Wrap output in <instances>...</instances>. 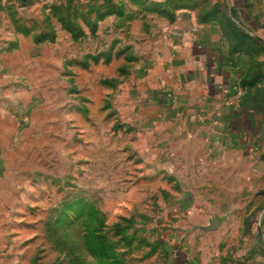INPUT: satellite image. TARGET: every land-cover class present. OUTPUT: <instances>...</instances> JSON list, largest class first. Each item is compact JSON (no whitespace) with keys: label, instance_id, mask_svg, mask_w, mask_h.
I'll list each match as a JSON object with an SVG mask.
<instances>
[{"label":"crops","instance_id":"obj_1","mask_svg":"<svg viewBox=\"0 0 264 264\" xmlns=\"http://www.w3.org/2000/svg\"><path fill=\"white\" fill-rule=\"evenodd\" d=\"M82 2L85 20L73 22L74 35H80L73 39L75 123H82L84 115L98 124L93 120L98 113L108 124L114 114L133 134L130 149L141 173L137 183L149 173L147 181L175 188L182 186L179 177L184 174L191 185L200 181L206 189L219 190L217 198L202 200L200 212L193 207V219L201 223L196 228L219 235L214 250L224 253L221 264H264V244L253 243L259 232L264 234L255 216L248 220L236 205L230 213L210 210L214 204L231 207L235 202L228 197L239 199L243 192L251 196L264 189V48L254 43L264 45V22L257 14L264 7L251 0H225L226 5L212 0L211 6V0ZM236 26L249 36L241 38ZM27 36L17 35L13 42L0 39V69L9 82L30 79L32 42ZM97 54L103 57L95 64ZM79 60L87 64L79 65ZM16 134L15 120L0 113V174L13 172L28 180L32 158L24 153L22 141L14 150ZM90 145L83 160L79 155L88 169L94 163L92 141ZM1 184L0 255L10 241L27 237L28 246L36 237L29 228L42 224L40 216L31 220L30 214L13 208L29 205L30 182L15 183L13 177ZM190 199L185 204H197L198 199ZM242 237L249 241L241 242Z\"/></svg>","mask_w":264,"mask_h":264},{"label":"rangeland","instance_id":"obj_2","mask_svg":"<svg viewBox=\"0 0 264 264\" xmlns=\"http://www.w3.org/2000/svg\"><path fill=\"white\" fill-rule=\"evenodd\" d=\"M251 2L264 7V0ZM211 4L212 0L207 5ZM84 6L82 0H0V39L7 37L13 42L23 34L32 42L28 83L16 77L9 82L0 69V113L15 120L14 150L20 149L22 141L24 153L29 152L32 158L28 180L26 176L17 179L13 172L0 174V197L5 194L1 188L5 178L30 182L33 197L29 205L13 208L30 214L31 220L40 216L44 223L29 228V234L36 232V237L28 246L27 237L7 243L0 264H175L176 254L187 264L225 263L224 253L214 250L219 235L197 229L201 223L193 219V207L203 210L202 200L217 198L219 190L206 189L200 181L191 185L184 174L179 177L182 188L147 181L149 173L143 174L144 182L137 183L141 173L130 149L133 134L120 125L114 111L108 124L98 113L93 117L98 124L84 115L82 123L73 120V22H84ZM257 14L264 22V10ZM44 42L47 46L41 48ZM77 63L87 64L82 60ZM23 131L27 133L21 135ZM262 140L264 148V134ZM91 141L94 163L88 169L82 160L91 152ZM107 165L110 172L102 169L107 170ZM239 196L228 197L235 202L231 207L210 206L211 212L225 208V213H230L236 205L248 220L255 216L263 230L264 189ZM191 197L198 199L194 206L185 204ZM62 210L72 219L66 228L55 219ZM243 238L240 241L246 243L248 239ZM253 243L264 244V234L259 232Z\"/></svg>","mask_w":264,"mask_h":264},{"label":"trees","instance_id":"obj_3","mask_svg":"<svg viewBox=\"0 0 264 264\" xmlns=\"http://www.w3.org/2000/svg\"><path fill=\"white\" fill-rule=\"evenodd\" d=\"M236 28H237L236 30L238 32V35H240L241 38H245V37L249 36L247 34L248 33L247 30H245L241 26H236ZM72 38L76 40L78 38V35L77 34L74 35V33H73ZM50 39L53 40L54 39L53 36L50 37ZM254 43L257 44L258 47L264 48V45H262L260 41L254 40ZM101 57H103V56L100 54L97 57L93 58V62L96 63ZM107 61L108 60L105 58V62H107ZM58 214H59V217L57 219L58 223L61 222L62 224H64L65 228L71 225V222H72L71 215L66 214L65 211H63V210H62V212L59 211ZM179 256H180V254H176L174 256L175 264H187L186 261H183L182 259H180ZM102 264H110V262L109 261L105 262V263L102 262Z\"/></svg>","mask_w":264,"mask_h":264}]
</instances>
